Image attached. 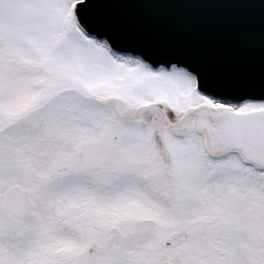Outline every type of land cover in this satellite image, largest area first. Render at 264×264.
Returning <instances> with one entry per match:
<instances>
[{
	"label": "snow or ice",
	"instance_id": "obj_1",
	"mask_svg": "<svg viewBox=\"0 0 264 264\" xmlns=\"http://www.w3.org/2000/svg\"><path fill=\"white\" fill-rule=\"evenodd\" d=\"M0 0V264H264V73L149 52L116 5Z\"/></svg>",
	"mask_w": 264,
	"mask_h": 264
},
{
	"label": "water",
	"instance_id": "obj_2",
	"mask_svg": "<svg viewBox=\"0 0 264 264\" xmlns=\"http://www.w3.org/2000/svg\"><path fill=\"white\" fill-rule=\"evenodd\" d=\"M113 12L149 52L182 54L225 76L264 73V4L130 3Z\"/></svg>",
	"mask_w": 264,
	"mask_h": 264
}]
</instances>
